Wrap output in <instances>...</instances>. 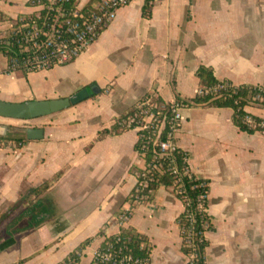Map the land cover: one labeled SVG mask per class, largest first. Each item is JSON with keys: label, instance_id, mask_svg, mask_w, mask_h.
I'll return each mask as SVG.
<instances>
[{"label": "crops", "instance_id": "0c3cea01", "mask_svg": "<svg viewBox=\"0 0 264 264\" xmlns=\"http://www.w3.org/2000/svg\"><path fill=\"white\" fill-rule=\"evenodd\" d=\"M144 3L132 0L119 9L71 63L8 72L0 54V102L99 89L43 117H0V125L43 130L34 140L0 136V220L6 216L0 264H59L75 251L76 264H91L104 237L121 225L149 240L148 264H185L177 224L183 204L170 188L159 187L151 204L135 207L127 222L115 217L129 207L144 161L135 151L137 131L112 129L146 94L166 103L194 98L201 65L219 81L264 87V0H153L148 18ZM32 12L28 0H0V34ZM245 110L264 118V107ZM178 112L175 144L187 153L190 170L209 181L206 264H264V134L241 131L230 108Z\"/></svg>", "mask_w": 264, "mask_h": 264}, {"label": "trees", "instance_id": "16d2710c", "mask_svg": "<svg viewBox=\"0 0 264 264\" xmlns=\"http://www.w3.org/2000/svg\"><path fill=\"white\" fill-rule=\"evenodd\" d=\"M153 0H145L143 6V16L150 17V8ZM8 36V42H0V54L8 60V72L13 71V61L19 60L18 45ZM27 72L24 69H18ZM199 79V92L190 100H183L176 97L174 105L178 107L207 106L215 108H230L233 110V123L241 131L252 134L259 130V125L264 122V118L251 115L245 108L250 105L264 107V87L238 85L235 86L229 81H219L214 76L210 67L201 65L196 71ZM152 99V103L161 105L162 116L168 118L173 116L172 104L164 102L159 96L146 94L135 103L126 114L121 116L113 126L112 133L126 131L121 126V122L133 117L141 111L140 105L147 99ZM247 118H251L252 125L247 123ZM170 131L169 123L164 124L163 129L158 135V141H166ZM138 139L135 144V151L144 161V170L138 169L136 172L137 183L127 199L129 207L121 209L116 218L120 221L125 217L128 221L133 215L134 208L140 205H149L152 202L154 193L159 187L170 188L177 199L183 204V212L177 218L180 229L181 251L186 258L185 264H206L205 250L208 246L206 232L212 228L210 218L207 213L209 181L193 173L188 165L187 153L178 147L171 153L161 151L156 143L147 141L150 137L155 139L156 129L138 132ZM157 161L160 172L149 170V164ZM175 170V171H174ZM146 183V187L141 189L140 183ZM145 197L144 199L142 197ZM16 210V207L13 211ZM6 217V216H5ZM0 220V226L2 220ZM101 233V232H100ZM99 233V235H100ZM87 239L81 243L84 247L90 243ZM151 245L149 240L134 228L120 226L118 233L104 237L91 264H148L150 260ZM108 254L110 258L103 261V255ZM79 261L78 251L72 252L59 264H76ZM139 262V263H136Z\"/></svg>", "mask_w": 264, "mask_h": 264}, {"label": "built area", "instance_id": "2783aa9c", "mask_svg": "<svg viewBox=\"0 0 264 264\" xmlns=\"http://www.w3.org/2000/svg\"><path fill=\"white\" fill-rule=\"evenodd\" d=\"M131 1L28 0L33 12L22 15L8 33L0 34V42L6 41L9 44L10 41L7 38L12 36L14 40L11 41L18 45L20 61H13V71L18 69H24L27 72L42 71L57 65L68 64L86 52L102 31L114 21L118 10ZM171 104L173 116L168 118L161 115V105L152 103L151 98L147 99L140 105L143 108L139 113L120 124L126 130H135L137 133L155 128V139L148 137L147 141L156 143L164 124L168 122L170 131L167 140L158 141V146L161 151L171 153L177 148L174 136L181 126V117L178 112L181 107L174 105V102ZM251 122V118H247V123L252 125ZM256 132L264 134V122L259 125V130ZM148 167L149 170L160 172V166L155 160ZM140 186L143 189L146 183H140ZM126 220L123 217L118 222L123 224ZM109 258L110 256L105 254L102 260ZM136 263L139 262L136 261Z\"/></svg>", "mask_w": 264, "mask_h": 264}, {"label": "water", "instance_id": "95a60500", "mask_svg": "<svg viewBox=\"0 0 264 264\" xmlns=\"http://www.w3.org/2000/svg\"><path fill=\"white\" fill-rule=\"evenodd\" d=\"M98 92L99 89L93 85L85 87L73 96L64 99L29 101L24 103L0 102V117L14 120H30L43 117L64 110ZM0 136L7 137L9 140H17L18 138L34 140L43 137V130L41 128L7 127L0 125Z\"/></svg>", "mask_w": 264, "mask_h": 264}, {"label": "rangeland", "instance_id": "374dc122", "mask_svg": "<svg viewBox=\"0 0 264 264\" xmlns=\"http://www.w3.org/2000/svg\"><path fill=\"white\" fill-rule=\"evenodd\" d=\"M142 169H144V166H143V168Z\"/></svg>", "mask_w": 264, "mask_h": 264}]
</instances>
